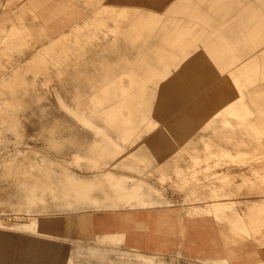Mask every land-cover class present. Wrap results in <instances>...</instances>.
<instances>
[{"label": "bare ground", "instance_id": "obj_1", "mask_svg": "<svg viewBox=\"0 0 264 264\" xmlns=\"http://www.w3.org/2000/svg\"><path fill=\"white\" fill-rule=\"evenodd\" d=\"M52 1L59 5L65 0ZM98 1L102 3L103 0H85L84 4H88L89 9ZM158 1L152 2L161 5L160 8L152 7L154 11L137 8L116 18L111 28L103 29L101 35L90 41L91 45L81 47L80 53L75 54L79 60L57 64L54 74L58 85L53 87V96L64 112H46L44 105L47 104L41 97L47 96L30 88L32 92H22L21 87L28 79L14 73L21 68L19 63L24 56L33 57L27 64H38L42 54H33L36 48L62 51L61 48L66 47L52 43L55 40L71 42L69 36L85 32L75 28L85 25L78 22L64 31L63 22H56L54 31L60 34L59 38H54L51 30L42 28L29 13H23L37 0H0V19H5V12L13 10L11 16L26 20L36 41L51 42L50 46L41 47L33 38L25 39L29 45L18 48L17 53H9V46L16 44L19 38L11 43L7 38L5 44L2 34L6 30L1 24L0 51L4 53L0 54V63L7 66L0 69V82L15 94L12 99L23 95L31 100H0V114L16 115L15 106L24 104L26 112L35 114L74 115L75 120L86 122L81 124L88 127L72 126L90 129L96 137H104L103 141L95 138L94 143L87 145L86 141L83 145L88 147V154L83 157L93 171L88 175L69 172L57 158L36 156L32 162L40 166L41 172L36 189L33 190L31 178L26 177L25 181L19 177L24 185L20 210L25 215H18V221L11 228L22 233L17 236L0 229V264H126L110 258L115 245L127 244L126 230L131 218L128 212L122 211L166 206L164 211H169V217L175 213L174 222L180 213V207L173 206L172 200L145 177L113 171L118 167H133L136 157L144 158L145 168L156 165L168 178L174 176L172 169L175 172L183 168L184 175L193 174L196 169L186 170V165H182L193 164L196 157L200 162L221 163L225 157L232 159L239 155L245 157L243 163L256 162L245 171L247 179L253 180L251 174L258 169H263L264 173V165L261 166L264 163V0ZM144 3L139 2L142 6ZM42 9L48 16L44 22L49 23L51 5ZM58 10H52L54 19L60 16ZM17 34L16 28L9 32V41ZM10 87H14V91ZM195 102L208 105L196 108L193 107ZM34 105L39 110H27ZM199 112L208 115L196 123L194 119L200 116ZM100 120L104 122L99 123ZM52 126V129L61 127L58 123ZM9 127L15 128L14 125ZM196 128L202 133L193 134ZM72 135L77 144L82 142V138H78L81 134ZM135 136L140 138L137 146L133 140ZM51 141L56 144L55 151L62 152L64 145L59 143L64 140ZM111 141L113 144L108 143ZM201 142L209 143L213 154L199 155ZM150 147H155L159 159L150 155ZM173 148L174 154L166 153ZM49 162L51 174L46 164ZM57 164H61L63 170L59 171ZM52 173L56 178H50ZM220 180V177L216 179ZM259 182H248V189L220 188L212 194L198 190L193 196L188 193L184 199L186 217L191 220L192 231L194 225L197 226L195 229L202 237L203 247L196 256L178 254L187 255L200 264H238L235 260L243 257L255 259L244 264H264V250L248 244L249 239L259 243L256 232L263 230L264 224L254 226L259 227L256 230L247 229V236L229 227L240 215L236 204L241 198L264 195V185ZM48 191L51 204L46 196ZM199 200H204V204L196 207ZM52 203L58 212L50 209ZM257 204L252 203L242 210L252 214ZM226 207L229 208L226 210ZM75 211L81 212L76 215ZM96 211L114 212L120 220L119 227L96 229L91 214ZM195 214H198L197 221ZM181 232L183 234V227ZM75 236L79 241H71L79 247L77 256L64 246L68 237ZM124 249L128 251L118 254L130 260L127 264H169L163 255L177 254ZM77 257L85 262L79 263Z\"/></svg>", "mask_w": 264, "mask_h": 264}, {"label": "rangeland", "instance_id": "obj_2", "mask_svg": "<svg viewBox=\"0 0 264 264\" xmlns=\"http://www.w3.org/2000/svg\"><path fill=\"white\" fill-rule=\"evenodd\" d=\"M15 1V0H12ZM48 0H37V3L33 4V7L27 8V10H24L23 13L27 14L29 13L33 19H35V22L37 21L40 23L39 25L42 28L51 30V36L56 38L60 33H57L54 31L55 23L63 22L64 31L69 30L72 28L76 23L82 22L85 26H81L75 29L84 30L83 33H75V35L69 36V39H72V41H58L55 40L52 44L57 45L59 47H66L61 48L62 51H55V50H49L45 47L33 50V54H42V57H39L38 64L30 65L27 64L29 62H32L31 59H28L29 57L24 56L20 60L21 68L16 70L14 74L18 76H24L26 79H28L27 83H23V87H21L22 92H25V94L30 93L34 90L39 93H41L46 97H41V100L46 102L47 105H44V109H46V112H52V111H61L64 112L58 105H56V98L53 96V87L57 86V80L55 79L54 71L57 68V64H64L66 61L67 63L72 60H79L78 58H75L76 55L80 53V49L83 45L88 46L91 45L92 40L96 39L97 36L102 32L103 29H109L111 28V25L115 23L116 18H121L122 16L126 15V13H129L133 11V8H127L123 6H116V5H107L109 2L108 0H103L102 3L98 1L95 5H93L91 8L88 9V4H84L85 0H65L62 4L55 5L52 0H49L50 2L47 3ZM51 5V18L49 23H45V17L47 14L43 13L44 11L42 7L50 6ZM55 8H58L57 11L60 16L56 19L53 16L52 10ZM13 10H8V13L5 12V19H0V28H2L1 24H4L3 27L6 30L4 34H2V37L5 39V44L8 42L11 43L15 39L19 38V40L12 44L13 46H9L8 52L9 53H17V49L23 46L29 45V42H27L25 39L30 41L33 38V42L38 43L41 47L43 45L50 46L51 42H43L40 43L39 41H36V37L32 34L31 30L32 27L27 24L26 20H23L22 17H16L11 16ZM8 14V19H7ZM72 14L74 15V18L72 17ZM2 17V18H3ZM48 17V16H47ZM76 20L73 24H70V21ZM68 22V23H67ZM8 26V30H7ZM18 31V36L14 37V39L10 40L11 38L9 35V32L12 30ZM40 29V28H39ZM42 31V29H40ZM63 31V32H64ZM91 31V32H89ZM38 32V31H37ZM73 34V33H69ZM59 38V36H58ZM51 39V37H50ZM23 40V41H22ZM8 43V45H9ZM36 46H38L36 44ZM30 51V50H29ZM4 52L0 51V54ZM39 54V55H40ZM62 55V56H61ZM72 56V58H68L66 56ZM7 59L9 60V57L7 56ZM7 62V61H6ZM7 65L5 63H0V69L6 68ZM87 86V84H86ZM30 88V89H29ZM10 89H13L14 87H10ZM12 90L7 89V86L5 84H1L0 82V100H6V101H13V102H24L31 100V98L26 99V96L23 95L19 99H12L13 94ZM207 103H200L195 102L193 104V107L198 108V106L201 105V107H206L205 105ZM14 107V106H13ZM17 109L16 115H7V114H0V229L6 230L7 232H13V234L19 236L20 231L17 229H12V225L18 221L17 216L23 213L20 208L23 206L24 201H20V197L24 195L23 188L24 185L19 181L22 177L27 180L26 177L31 178L32 185L34 186L33 190L36 189L35 183L38 182L40 178V166L37 163H33L36 156H44L49 158H57L61 160L69 169V172L72 173H78L83 175H88V173H92V169L90 168L88 160L85 159L83 156H86L88 154V147L83 146L86 141L87 145L88 142L94 143L96 141L95 138H98V140L104 139L100 137H96L94 131L90 129L80 128V127H74L72 125H79L81 123H86L82 121L75 120L76 116L74 115H67L66 116H60L57 114L52 113H43V114H35L31 111H27L25 109L24 104L20 106H15ZM38 109V106L34 105L31 109ZM198 111V110H197ZM200 113V116L197 118L195 117L194 121L196 123H199L202 120H205L207 118L205 113ZM62 114V113H61ZM204 114V115H203ZM104 122V121H98ZM58 123L61 127H57L56 129H52L54 126L53 124ZM10 126L14 125L15 128L10 129ZM51 125V126H50ZM80 126V125H79ZM81 126H87L81 124ZM88 127V126H87ZM90 128V127H89ZM112 130V129H110ZM72 133H79L81 136H78V138L81 139V143H78L76 141H73L75 139V136L72 135ZM201 130L196 128L193 130V134H201ZM52 140L59 139L64 140V142L59 143L61 145H64V148L62 152L59 153L56 152V148L54 147L56 144L51 143ZM122 139V138H120ZM89 140V141H88ZM123 140V139H122ZM135 145H139L138 141L140 140L139 136H135L133 138ZM114 141L108 142L109 144H113ZM104 143V142H103ZM123 144H126L127 141H123ZM129 143L128 145H130ZM136 145V146H137ZM162 145V144H159ZM159 147V146H158ZM200 152L199 155H207V154H213V147L209 145V143H203L200 144ZM151 156H153L156 159H159L158 152H155V147H150ZM160 149V147H159ZM169 149L166 153L172 152L174 154V150ZM245 157L235 155L232 159H227L225 157L224 161L221 163L213 162V161H199V158H195L192 164H183L182 166H185L187 168L186 170L196 169V171L193 174L184 175L181 170H171V173L174 174V176L168 178L165 176L163 172L157 169L156 165H151L152 168H145L146 162L144 161L143 157H136L135 163H133V167H118L115 168L113 171H119L122 174H133L136 176H143L144 179L150 183H152L154 186H156L159 191L165 194V196L172 200L173 206H178L182 224H183V236L180 235L178 238L181 239V241H185L184 243L187 245V251L188 253L192 255L199 254L200 250L203 247V241L200 233L195 228L197 226L194 225L193 231L190 229L191 220L190 218L186 217V207L184 204V199L186 198L187 194L189 193L191 196H193L198 190L199 192L212 194L213 192L219 190L220 188H232V189H240L245 188L248 189L247 184L249 185L250 182L252 183H258L260 180V184L264 185V173L262 172L263 169H258L254 174H251V177L253 180L247 179V176L245 175V171L248 170V166L253 167L254 163L256 162H250V163H243ZM230 160V161H228ZM252 159H250L251 161ZM49 168V172L51 174V162L46 163ZM62 164V165H64ZM93 165V163H90ZM249 164V165H247ZM80 165H82L80 167ZM143 169L140 170L139 168H136L135 166ZM257 165V164H256ZM264 163L261 164L263 166ZM91 166V167H92ZM155 167V168H154ZM57 168L59 171L63 170L64 167H61V164H57ZM62 168V169H60ZM27 170H30L31 173H26ZM34 172L36 175H34ZM185 173V170L183 171ZM252 172V171H250ZM56 178V175L52 173L50 175V178ZM220 177L221 180L219 182L216 181V179ZM251 178V179H252ZM249 182V183H248ZM147 186V185H146ZM40 193V191H39ZM48 202L51 201V192L48 191L46 193ZM240 202L236 204L238 207V211L240 213L239 217L237 218V221L234 225H229V227L234 230V232L241 234L243 236L249 235L247 232V229L253 228V230L259 229L255 228L254 226H258L259 224H264V195L255 194L247 197H243L239 200ZM191 203L190 201H186ZM204 200H199L195 203L196 207L201 206ZM257 202V208L252 214H245L244 210H242V207L247 209V206ZM51 204V202H49ZM184 204V205H183ZM194 207V206H193ZM194 207V208H196ZM229 207H226V210ZM53 212H58V208L55 207L54 203H52L51 208ZM188 210V209H187ZM81 211H75L73 214H78ZM71 213V211H70ZM93 212H91L92 214ZM175 214L174 212L171 213V216L173 217ZM195 220L198 219V214H195L194 216ZM212 218V217H211ZM156 232L155 229L152 230L149 234H154ZM186 233V234H185ZM257 236L259 237V243L257 241H253L252 239H249L250 243H248L250 246H252L254 249L259 246L261 250H264V229L256 232ZM251 237V236H250ZM253 238V237H252ZM68 241L64 243V246L67 250H70L74 253H76V256L78 255L79 247H77V243L72 242L71 240L79 241L77 236L75 237H68ZM191 239H193V243L191 242ZM192 243V244H191ZM123 245H115L111 251L110 258L116 259L118 261H122L124 263H129L130 260L127 258L121 257L119 253L121 251L126 249ZM186 253V252H185ZM126 257V256H125ZM164 259H166V262L169 264H200L198 260H192L187 255H175V256H164ZM79 263H84L85 260L81 257H77ZM14 260V257H12ZM246 258L243 257L241 259L235 260L238 262V264H244L249 261L255 260L254 258ZM135 262V261H134ZM137 263V262H136Z\"/></svg>", "mask_w": 264, "mask_h": 264}, {"label": "crops", "instance_id": "obj_3", "mask_svg": "<svg viewBox=\"0 0 264 264\" xmlns=\"http://www.w3.org/2000/svg\"><path fill=\"white\" fill-rule=\"evenodd\" d=\"M168 3L169 0H165ZM107 5L123 6L127 8H143L154 11L155 8H160V4H153L152 2L159 3L158 0H112L108 1ZM144 2H150L142 6L139 4ZM155 7V8H152ZM74 15L72 14V17ZM76 19V18H74ZM76 21V20H74ZM61 23V21H60ZM72 24V21L69 25ZM164 207H151L144 209L136 207L122 212H128L130 216L131 225L126 230V239L128 248L138 249L145 252L160 251L165 252L168 255L171 253H188L187 245L185 241H181L178 237L184 235L181 232L183 227L182 219H180V213L175 216V222L173 217H169V211L165 212ZM170 210V209H169ZM168 215V217L166 216ZM93 224L95 221V228L100 230L116 229L120 225V220L114 215L112 211H96L92 213ZM144 220L149 223L146 226ZM155 229L156 232L149 234Z\"/></svg>", "mask_w": 264, "mask_h": 264}]
</instances>
